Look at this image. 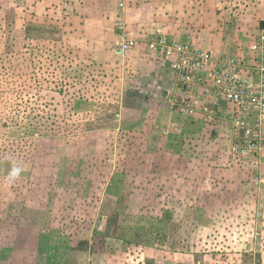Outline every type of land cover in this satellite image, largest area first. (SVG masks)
Listing matches in <instances>:
<instances>
[{"label":"rangeland","instance_id":"obj_1","mask_svg":"<svg viewBox=\"0 0 264 264\" xmlns=\"http://www.w3.org/2000/svg\"><path fill=\"white\" fill-rule=\"evenodd\" d=\"M263 30L264 0H0L7 239L46 264H264V148L230 156L221 111H181L147 45L247 54Z\"/></svg>","mask_w":264,"mask_h":264},{"label":"built area","instance_id":"obj_2","mask_svg":"<svg viewBox=\"0 0 264 264\" xmlns=\"http://www.w3.org/2000/svg\"><path fill=\"white\" fill-rule=\"evenodd\" d=\"M135 45L136 40L125 38L119 49L127 52ZM147 45L168 66L181 111L192 118L202 112L208 119L213 118L211 107L221 111L231 128L230 156L246 159L264 148V30L247 54H225L164 35L149 38Z\"/></svg>","mask_w":264,"mask_h":264},{"label":"crops","instance_id":"obj_3","mask_svg":"<svg viewBox=\"0 0 264 264\" xmlns=\"http://www.w3.org/2000/svg\"><path fill=\"white\" fill-rule=\"evenodd\" d=\"M192 42L195 43L194 41H192ZM200 45L201 44H199V46ZM201 46L204 48L221 51L220 48H218V49L212 48L213 46L212 47L211 46L207 47L205 45H201ZM222 52H223V50H222ZM176 91H177V88H176ZM200 116L201 115L195 116L196 122L200 121V119H199ZM118 121H121V118H119ZM258 155L259 154H257V156ZM262 164L264 166V163H261V165ZM227 172L229 175H233V173L237 172V171H236V169L230 168V169H227ZM233 182L234 181L232 179H230V181H226L227 184H233ZM209 216L212 217L211 214H209ZM0 232H2V233H0V264H46L45 263L46 259L44 257L41 258L37 254V252H35V253L33 252V254L30 255V258L24 257L22 252H21V246L23 244L20 243L18 240L16 241V237H14V236L8 240L6 235L4 234V232L8 233L7 230L0 228ZM48 264H50V261ZM51 264H53V263H51ZM160 264H169V262L164 261V262H161Z\"/></svg>","mask_w":264,"mask_h":264},{"label":"trees","instance_id":"obj_4","mask_svg":"<svg viewBox=\"0 0 264 264\" xmlns=\"http://www.w3.org/2000/svg\"><path fill=\"white\" fill-rule=\"evenodd\" d=\"M1 78V77H0ZM15 84L11 81H7V80H0V91H8V89H10V91H15Z\"/></svg>","mask_w":264,"mask_h":264},{"label":"clouds","instance_id":"obj_5","mask_svg":"<svg viewBox=\"0 0 264 264\" xmlns=\"http://www.w3.org/2000/svg\"><path fill=\"white\" fill-rule=\"evenodd\" d=\"M19 173V169H13L11 175L15 176Z\"/></svg>","mask_w":264,"mask_h":264}]
</instances>
